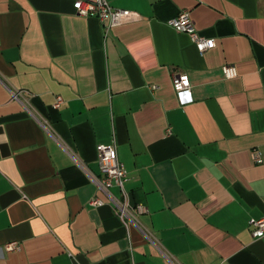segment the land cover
<instances>
[{"label":"crops","instance_id":"obj_1","mask_svg":"<svg viewBox=\"0 0 264 264\" xmlns=\"http://www.w3.org/2000/svg\"><path fill=\"white\" fill-rule=\"evenodd\" d=\"M108 1L141 17L0 0V264H264V0ZM181 9L214 47L167 24ZM112 141L137 223L90 202Z\"/></svg>","mask_w":264,"mask_h":264},{"label":"built area","instance_id":"obj_2","mask_svg":"<svg viewBox=\"0 0 264 264\" xmlns=\"http://www.w3.org/2000/svg\"><path fill=\"white\" fill-rule=\"evenodd\" d=\"M74 4L78 15L95 16L103 23L106 29L141 17L137 11L124 7H115L108 0H75ZM167 24L178 31L186 32L200 52L216 45L214 37L201 35L197 31L187 9H181L175 16L167 19ZM221 70L226 78L236 75L233 65L225 64ZM172 85L181 104L192 101L191 84L187 74L178 73L173 75ZM61 101V96H56L53 103L54 106H58ZM96 150L101 175L95 177L94 181L97 188L104 193L105 198L94 196L90 202L92 204L107 202L124 223L127 220L137 223V215L146 211V207L139 203L134 206L130 205L126 199L124 183L127 179V170L118 157L115 141L98 143ZM252 156L254 161L259 162L261 160L257 149L253 150ZM111 187H115L118 193H113ZM249 223L252 226V236H264V214L256 218L251 217ZM16 247V241H9L5 244V248L8 250Z\"/></svg>","mask_w":264,"mask_h":264}]
</instances>
